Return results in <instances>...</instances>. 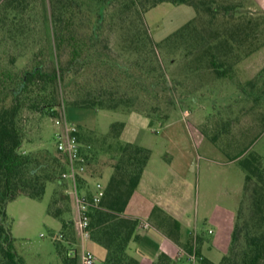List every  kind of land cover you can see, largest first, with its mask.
I'll return each instance as SVG.
<instances>
[{"label": "rangeland", "instance_id": "rangeland-1", "mask_svg": "<svg viewBox=\"0 0 264 264\" xmlns=\"http://www.w3.org/2000/svg\"><path fill=\"white\" fill-rule=\"evenodd\" d=\"M33 1L35 5L24 18L23 35L17 33L18 37L11 39L0 31V63L9 65L13 59V67L19 73L39 64L47 70L62 67L69 59L66 52L59 63L56 58L51 59L50 33L46 28L49 3L47 0ZM214 2L218 11L211 21L213 24H209L212 12L207 13L201 8L200 22H197V31L204 33L208 43L204 42L208 45L217 44L222 37H212L213 33H222L229 26L225 24L224 14L262 15L248 9V0ZM234 4L239 7L234 11L231 8L225 10V6L229 8ZM143 16L152 41L162 45L156 50V59L145 62L144 57L127 58L120 54L117 44L121 33L104 26L98 31L93 49L100 56H109L111 61L130 67L128 86L124 92L103 95V107H83L79 94L86 95V84L97 82L103 70L101 60L96 59L86 69L77 66L59 88L58 100L62 108L58 117L65 114L67 121L79 128L84 150L89 147L88 151L94 156L90 159V172L102 174L101 179L95 180L102 184L108 180L103 165L110 163L106 149L113 144L107 134L113 124L124 123L120 142L136 144L150 151L141 191L158 205L153 210V217L162 214L171 223H182L184 233L201 235L205 242L203 254L219 263L228 252L245 186L244 169L238 161L230 159L248 142L245 135L257 134L260 112H264L258 78L264 72V22L247 42L233 43V48L225 55L213 50L216 60L224 63L220 66L226 74L220 77L209 65L210 55L204 62L198 61L203 43H199L197 34L188 38V49L181 46L173 50L165 43L168 37L197 18L194 6L163 2ZM87 32L90 34V30ZM96 65L99 68L95 76L92 69ZM148 68L152 71L148 72ZM101 94L98 88L93 95ZM256 97H260L259 100ZM120 99L127 102L117 108L107 107ZM24 124L26 139L22 151L57 153L58 126L54 116L28 113ZM248 153H257L264 159V131L249 147ZM95 181L90 182L92 189ZM6 214L13 251L21 264H63L56 242H61L67 251L79 250L75 230L76 204L68 179L63 178L62 184L48 183L41 200L21 196L9 202ZM86 248L95 253L97 264H100L104 250L93 248L89 241ZM79 261L78 256V264Z\"/></svg>", "mask_w": 264, "mask_h": 264}, {"label": "trees", "instance_id": "trees-1", "mask_svg": "<svg viewBox=\"0 0 264 264\" xmlns=\"http://www.w3.org/2000/svg\"><path fill=\"white\" fill-rule=\"evenodd\" d=\"M47 1L50 8L46 24L50 33L49 55L52 60L56 58L59 63L60 57L66 52L69 55L67 64L51 70L39 64L31 70L19 73L13 67V59L9 65L0 63V264H21L13 251V239L6 214L8 203L21 196L41 200L47 184L50 182L62 184L66 172L63 156L58 151L56 154H51L47 150L40 153L22 151L26 139L24 124L26 114L57 116V111L53 109L61 105L58 92L65 83L66 76L77 66L86 69L93 59L101 60L103 73L99 75L97 82L86 84L88 88L86 95L79 94V102L84 105L83 107H103L104 101L101 98L103 95L124 92V88L128 86L126 82L130 79L128 74L130 67L111 61L109 56H100L93 49V42L98 39L100 29L108 26L110 30L121 33L117 44L120 54L127 58L144 57L145 62L148 59L153 61L156 59V50L162 48V45L152 41L144 13L163 2L189 3L196 8L197 18L168 37L165 43L173 50H178L181 46L188 49V38L194 33L197 34L199 43H203L197 56L198 61L204 62L205 57L210 55L212 59L209 65L221 77L226 74L220 66L224 63L216 60L217 56L212 53L213 50L225 55L233 48V43L242 45L247 42L264 22L263 13L257 15L258 17L243 14L235 16L234 12L230 16L224 14V18L227 19L225 24L229 26L222 33H213L212 37L219 35L222 37L217 44L208 45L204 42L207 39L204 33L197 31L199 29L197 22H200L198 17L200 8L207 13L212 12L209 24L216 18L218 7H214V0ZM33 5H35L33 0H0V31L11 39L17 38V33L23 35L24 18ZM237 7L239 6L235 4L229 8L225 6V10L231 8L234 11ZM204 28L201 27L205 30ZM98 68L99 65H96L92 69L95 76ZM148 69V72L152 71ZM258 78L262 89L260 96L264 99V72ZM151 87L154 88L153 84ZM98 88L102 94L95 97L93 94ZM77 91L80 93L79 89ZM123 100L120 99L119 102L116 101L107 107L117 108L127 102ZM260 123L257 134L250 137L245 135L244 139L248 142L244 143L243 149L230 159L240 163L246 176L244 195L236 213L231 243L222 260L214 263L201 255L199 245L202 237L199 236L191 238L183 245L185 250L183 257L171 258L161 253L151 264H195L189 259V255L192 254L197 255L198 264H264V159L257 153L246 154L264 131V112H260ZM124 127V123H115L107 134V138H110L113 144L108 145L106 149L110 163L104 164L103 167L109 166L112 173L103 184L104 195L100 203L89 210V242L93 248L99 247L105 252L100 264H141L130 254L131 243L141 240L137 233L140 221L127 216L126 209L139 186L150 158V151L136 144L121 143L120 137ZM84 153L90 167V159L94 156L88 149ZM89 167L86 177L79 179V188L86 189L88 196H91L88 184L101 179L102 174L90 172ZM65 226L66 223L63 224V229ZM72 226L74 228V224ZM74 239L73 232L72 240ZM55 245L63 264H78L77 249L67 251L61 242H56Z\"/></svg>", "mask_w": 264, "mask_h": 264}, {"label": "crops", "instance_id": "crops-1", "mask_svg": "<svg viewBox=\"0 0 264 264\" xmlns=\"http://www.w3.org/2000/svg\"><path fill=\"white\" fill-rule=\"evenodd\" d=\"M248 2H250V8L248 9L264 14V0H248ZM250 15L255 16L253 13H250ZM148 164L145 167L139 186L126 209L127 216L140 221L137 233L141 236V240L137 243H131L130 254L138 259L141 264H151L161 253H165L171 258L183 257L185 255L183 245L191 238L201 236L196 232L190 234L184 233L182 223H171L162 214L153 217V210L158 205L147 198L145 191H141L145 182ZM171 165L172 162L170 167ZM104 169L105 174L109 177L112 169L109 166H106ZM151 184H154V181H151ZM143 224H147L148 227H143ZM204 244L205 242L202 239L199 249L201 255L207 258L202 251Z\"/></svg>", "mask_w": 264, "mask_h": 264}, {"label": "built area", "instance_id": "built-area-1", "mask_svg": "<svg viewBox=\"0 0 264 264\" xmlns=\"http://www.w3.org/2000/svg\"><path fill=\"white\" fill-rule=\"evenodd\" d=\"M62 106L59 105L54 111L61 112ZM55 125L58 126L56 133V150L63 156L66 172L64 179H68L72 187V195L76 204L77 219L75 220V230L78 237V251L81 264H97L95 254L86 248V242L90 241L89 232V210L93 206H97L103 195L104 185L101 182H95L93 189L91 184L88 188L91 196H88L86 189L79 188V179L86 177L89 163L85 157V150L79 139V128L70 124L65 114L63 116H54ZM89 148V147H87ZM86 148V149H87ZM147 228V224H143ZM189 259L196 263L198 257L196 254L189 255Z\"/></svg>", "mask_w": 264, "mask_h": 264}]
</instances>
